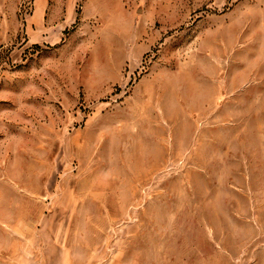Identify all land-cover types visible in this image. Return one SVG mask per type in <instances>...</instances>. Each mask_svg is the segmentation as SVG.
Listing matches in <instances>:
<instances>
[{
    "label": "rangeland",
    "instance_id": "obj_1",
    "mask_svg": "<svg viewBox=\"0 0 264 264\" xmlns=\"http://www.w3.org/2000/svg\"><path fill=\"white\" fill-rule=\"evenodd\" d=\"M4 16L1 251L264 264V0H0Z\"/></svg>",
    "mask_w": 264,
    "mask_h": 264
},
{
    "label": "crops",
    "instance_id": "obj_2",
    "mask_svg": "<svg viewBox=\"0 0 264 264\" xmlns=\"http://www.w3.org/2000/svg\"><path fill=\"white\" fill-rule=\"evenodd\" d=\"M5 18L0 21V45L5 40L9 39L10 37V24L7 20V16H4ZM19 27H17V30ZM10 224V223H9ZM21 236V234H20ZM6 238L11 239L8 235ZM26 240V237L22 238ZM19 249H15L14 245L7 244L6 248L1 251L0 249V264H56V259L58 258V252L57 250H52V255L50 257L52 258L51 262L48 261L46 256H41L38 258V254H30V255H22V246L21 244H18ZM31 257V258H28ZM34 258V261L32 260ZM54 258V260H53ZM39 262V263H38Z\"/></svg>",
    "mask_w": 264,
    "mask_h": 264
}]
</instances>
